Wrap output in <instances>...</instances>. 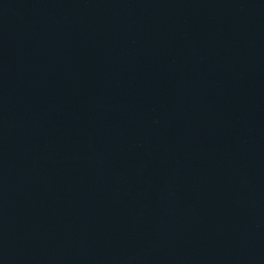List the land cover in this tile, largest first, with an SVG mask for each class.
<instances>
[{"label":"water","instance_id":"obj_1","mask_svg":"<svg viewBox=\"0 0 264 264\" xmlns=\"http://www.w3.org/2000/svg\"><path fill=\"white\" fill-rule=\"evenodd\" d=\"M0 264H264V0H0Z\"/></svg>","mask_w":264,"mask_h":264}]
</instances>
